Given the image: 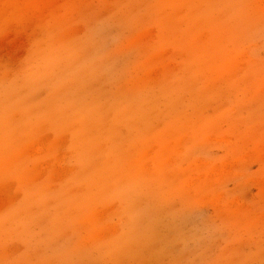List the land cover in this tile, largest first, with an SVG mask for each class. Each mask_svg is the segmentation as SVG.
Returning a JSON list of instances; mask_svg holds the SVG:
<instances>
[{
  "label": "rangeland",
  "instance_id": "374dc122",
  "mask_svg": "<svg viewBox=\"0 0 264 264\" xmlns=\"http://www.w3.org/2000/svg\"><path fill=\"white\" fill-rule=\"evenodd\" d=\"M0 264H264V0H0Z\"/></svg>",
  "mask_w": 264,
  "mask_h": 264
}]
</instances>
